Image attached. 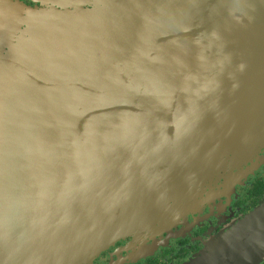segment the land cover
Instances as JSON below:
<instances>
[{
	"label": "water",
	"instance_id": "water-1",
	"mask_svg": "<svg viewBox=\"0 0 264 264\" xmlns=\"http://www.w3.org/2000/svg\"><path fill=\"white\" fill-rule=\"evenodd\" d=\"M35 1L0 0V264L146 241L264 148V0Z\"/></svg>",
	"mask_w": 264,
	"mask_h": 264
},
{
	"label": "flooded vegetation",
	"instance_id": "flooded-vegetation-1",
	"mask_svg": "<svg viewBox=\"0 0 264 264\" xmlns=\"http://www.w3.org/2000/svg\"><path fill=\"white\" fill-rule=\"evenodd\" d=\"M19 1L32 8L43 6L35 0ZM256 157L257 166L248 162L228 171L227 178L215 177L208 189L217 196L199 200L176 226L146 241H119L89 264H193L207 257H221L215 264H264V240L252 255L243 245L253 234L264 236V148Z\"/></svg>",
	"mask_w": 264,
	"mask_h": 264
},
{
	"label": "rangeland",
	"instance_id": "rangeland-1",
	"mask_svg": "<svg viewBox=\"0 0 264 264\" xmlns=\"http://www.w3.org/2000/svg\"><path fill=\"white\" fill-rule=\"evenodd\" d=\"M255 160H256V162H255ZM253 165L254 166H257L259 163H258V160H257V157L253 160ZM212 191V190H211ZM205 192H207V194H209L208 192H209V189H207ZM152 238V237H151Z\"/></svg>",
	"mask_w": 264,
	"mask_h": 264
}]
</instances>
